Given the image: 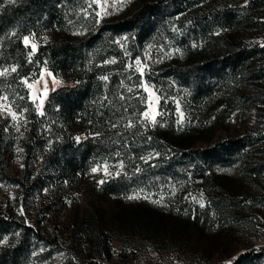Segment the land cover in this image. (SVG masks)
Listing matches in <instances>:
<instances>
[{
	"label": "rangeland",
	"instance_id": "1",
	"mask_svg": "<svg viewBox=\"0 0 264 264\" xmlns=\"http://www.w3.org/2000/svg\"><path fill=\"white\" fill-rule=\"evenodd\" d=\"M158 1L67 0L63 11L57 1L59 15L22 36L36 46L29 62L41 45L84 40ZM162 2L136 50L134 35H115L119 66L115 55L98 62L113 66L101 79L125 74L133 101L102 130L46 116L50 95L76 83L45 59L20 78L38 115L32 136L24 90L8 83L17 67L0 69V216L50 237L30 235L6 261L21 231H0V264H264V0ZM238 49L249 57L206 78L210 90L194 82ZM87 139L107 147L75 174L53 165L55 148ZM215 149L223 159L208 164Z\"/></svg>",
	"mask_w": 264,
	"mask_h": 264
},
{
	"label": "trees",
	"instance_id": "2",
	"mask_svg": "<svg viewBox=\"0 0 264 264\" xmlns=\"http://www.w3.org/2000/svg\"><path fill=\"white\" fill-rule=\"evenodd\" d=\"M57 1L63 4L61 11L68 8L67 0H15L14 3L0 0V69L10 65L17 67L16 73L9 78L8 83L18 90L22 88L24 90V101L32 121L30 130L32 136L37 130L38 115L33 102L29 100L28 90L24 89L20 78L29 76L35 63L45 62V59L54 72L70 73L76 83L63 86L50 95L46 106V116H51V119L61 121L65 126H72V128L85 126L90 120L89 122L98 126L100 130L106 125V120L122 117L124 114L128 116L126 109L133 102H130L127 97V84L130 81L125 74L113 72L109 73L107 80L101 79L99 75L103 72L107 73L104 68L112 69L113 66L103 67L98 65V62L115 55L114 66H119L120 62H123V52L113 41L115 35L125 33L134 35V41L130 46L132 50H136V41L147 36L159 22L158 12L161 11L163 3L162 0L146 3L133 16L115 23H106L101 28L102 33L90 35L84 40L59 38L41 45L34 56L35 61L29 62V53L33 49L24 43L22 36L39 29L43 23L59 15ZM153 13H157V18L153 17ZM12 33L15 35H11ZM248 52L246 49H238L224 58L222 68L211 70L210 73L198 72V75H195L198 78H194V82L200 83L199 87L203 86L204 90H210L205 79L210 75L220 74L226 65L236 70L239 64L249 57ZM3 84L4 81L0 78V86ZM199 90L197 86L193 96L195 100H198L200 96ZM135 106H139V103ZM4 136V127L0 123V148ZM105 147L107 146L90 139L80 142L76 147L70 143H63L57 149L55 148L51 162L64 174H75L83 169L87 159L98 156ZM234 148L236 147H232V152ZM28 151H31V147ZM204 157L208 164L223 159V155L216 149ZM1 171L4 173L5 169ZM14 226L21 231L20 241L15 246L5 247L2 250L1 257L6 261H13L18 254L23 253L27 239L32 234L50 240V237L39 234V231L30 225L0 216V231H10V228Z\"/></svg>",
	"mask_w": 264,
	"mask_h": 264
},
{
	"label": "snow or ice",
	"instance_id": "3",
	"mask_svg": "<svg viewBox=\"0 0 264 264\" xmlns=\"http://www.w3.org/2000/svg\"><path fill=\"white\" fill-rule=\"evenodd\" d=\"M14 2H15V0H9V3H14ZM23 39H24V43H25V44H28V42H29V38H28L27 36H25ZM35 47H36V46L33 44V45H32L33 51L35 50ZM137 63H139V61H137ZM11 71H12V72H15L16 69H15V68H12ZM7 73H8V69H4L3 71H0V76H4V75H6ZM103 78H104V79H107V77H103ZM128 90L131 91V89H128ZM0 99L7 100V97H0ZM41 114H43V113H41ZM11 115H12V118H13V119H16V114H15V113H11ZM143 115L146 117V116L148 115V113L145 112V113H143ZM153 122H155V121L153 120ZM129 126H131V124H130ZM92 171L95 173V172L97 171V168H93ZM100 183H103V181H100ZM202 206H203V205H202Z\"/></svg>",
	"mask_w": 264,
	"mask_h": 264
}]
</instances>
